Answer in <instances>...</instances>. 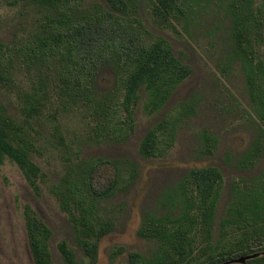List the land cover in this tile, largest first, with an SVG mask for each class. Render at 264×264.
<instances>
[{
	"label": "trees",
	"instance_id": "obj_1",
	"mask_svg": "<svg viewBox=\"0 0 264 264\" xmlns=\"http://www.w3.org/2000/svg\"><path fill=\"white\" fill-rule=\"evenodd\" d=\"M104 1L84 7L82 0H6L10 5L25 2L41 15L31 36L0 42L1 88L15 86L18 66L37 71L28 89L17 85L15 95L24 122L40 115L52 92L64 107L89 110L95 138L123 140L134 132V110L142 97L146 111L154 113L191 75V66L174 54L170 42L152 35L134 0ZM148 1L151 13L173 27V21L185 18L188 3L194 0ZM221 1L230 19V55L241 67L257 126L255 140L239 160L243 169L252 170L264 154V13L254 0ZM105 69L112 70L113 81L105 92L98 93L96 80ZM193 111L187 100L172 106L144 133L138 146L140 156H165ZM204 146L211 153L215 140L204 135ZM35 151L33 137L0 101V165L5 159L14 163L33 188L42 174L31 157ZM108 166L113 169L111 183L98 188L95 174ZM121 173L116 161L98 158L82 163L78 171L64 175L51 187L91 261L101 238L113 230L112 220L99 214V205L118 190ZM129 175L124 186L131 184L134 169ZM253 184L235 188L220 212L221 169H190L179 182L175 211L142 218L136 235L155 244V249L148 254L128 252L126 264H225L264 249V171ZM23 217L33 264H55L49 249L51 229L29 205L24 207ZM58 249L61 264H75L73 250L65 241ZM263 260L249 262L264 264Z\"/></svg>",
	"mask_w": 264,
	"mask_h": 264
},
{
	"label": "rangeland",
	"instance_id": "obj_2",
	"mask_svg": "<svg viewBox=\"0 0 264 264\" xmlns=\"http://www.w3.org/2000/svg\"><path fill=\"white\" fill-rule=\"evenodd\" d=\"M82 1L84 7L94 2L105 4L104 0ZM134 1L152 35L170 42L174 54L191 66V75L167 104L154 113L146 111L142 97L134 110V132L116 140L95 138L89 110L75 105L64 107L52 92L40 115L24 122L15 95L17 85L19 89H28L37 71L18 66L13 77L15 86L0 87V101L33 137L36 151L31 157L42 174L33 188L14 163L5 159L0 165V264H33L24 227L26 205L51 229L49 249L53 263H62L58 244L65 241L73 250L75 264H126L128 252L148 254L155 249V244L136 235L142 218L175 211L179 182L190 169L205 166L221 169L224 187L220 212L235 188L254 186L257 176L264 171V154L252 170L239 165L243 152L258 132L241 67L230 55V19L225 3L189 2L185 18L168 27L151 13L148 0ZM254 1L264 13V0ZM40 16L34 6L25 2L10 5L0 0V42L31 36ZM261 54L264 57V46ZM112 81V70H103L96 80L97 92H105ZM186 100L194 111L181 124L173 147L159 158L141 157L138 146L146 130L172 106ZM204 135L215 140L211 153L205 150ZM98 158L116 161L122 173L118 190L100 202L99 214L111 219L114 227L101 238L96 258L91 261L51 187L64 175L78 171L82 163ZM131 168L135 175L131 184L124 186ZM112 177L111 167L100 168L95 174V185L105 188Z\"/></svg>",
	"mask_w": 264,
	"mask_h": 264
},
{
	"label": "flooded vegetation",
	"instance_id": "obj_3",
	"mask_svg": "<svg viewBox=\"0 0 264 264\" xmlns=\"http://www.w3.org/2000/svg\"><path fill=\"white\" fill-rule=\"evenodd\" d=\"M254 254H256L255 257H251V258L247 259L244 263H238V264H258V263H256L255 261H252V262H249V261L254 260V259H256V258L264 257V249H260V250H258V251L252 252V253H250V254H246V255H244V256H247V255H254ZM263 261H264V260H263ZM263 261H262V262H263Z\"/></svg>",
	"mask_w": 264,
	"mask_h": 264
},
{
	"label": "water",
	"instance_id": "obj_4",
	"mask_svg": "<svg viewBox=\"0 0 264 264\" xmlns=\"http://www.w3.org/2000/svg\"><path fill=\"white\" fill-rule=\"evenodd\" d=\"M256 254L254 255H247V256H240L237 258H234L232 260H228L226 262H224L225 264H231V263H244L247 259L251 258V257H255Z\"/></svg>",
	"mask_w": 264,
	"mask_h": 264
}]
</instances>
